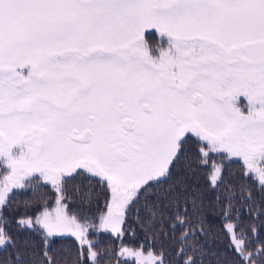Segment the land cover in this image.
I'll return each instance as SVG.
<instances>
[{"label":"snow or ice","instance_id":"1","mask_svg":"<svg viewBox=\"0 0 264 264\" xmlns=\"http://www.w3.org/2000/svg\"><path fill=\"white\" fill-rule=\"evenodd\" d=\"M0 264H264V0H0Z\"/></svg>","mask_w":264,"mask_h":264},{"label":"trees","instance_id":"2","mask_svg":"<svg viewBox=\"0 0 264 264\" xmlns=\"http://www.w3.org/2000/svg\"><path fill=\"white\" fill-rule=\"evenodd\" d=\"M233 167H235V166H233ZM85 183H87V182H85ZM60 243H61L60 241H57V244H54V245L52 246L53 249H57V258H58V259H62V258L64 257V252H63V250H61V249L59 248ZM64 244H65V247H70V246H71V239L65 241ZM255 246H256V245H253V247H255ZM220 249H221V251H224L223 244L220 245Z\"/></svg>","mask_w":264,"mask_h":264}]
</instances>
